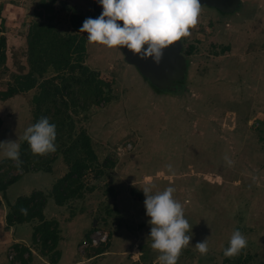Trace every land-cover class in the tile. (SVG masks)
Wrapping results in <instances>:
<instances>
[{
    "label": "rangeland",
    "instance_id": "obj_1",
    "mask_svg": "<svg viewBox=\"0 0 264 264\" xmlns=\"http://www.w3.org/2000/svg\"><path fill=\"white\" fill-rule=\"evenodd\" d=\"M39 1L0 0V36L5 38L0 45L5 55L0 61V91L29 71L27 31L37 20L33 9ZM214 1L200 0L198 23L165 48L158 64L126 46L89 42L86 32H78L85 48L83 64L110 82V99L92 104V93L77 92L87 106L76 113L70 109L74 130L57 136L68 145L70 137L85 129L98 168L105 159L111 165L102 166L97 177L88 170L82 195L60 207L63 217H74L70 231L76 228L71 244L77 258L72 264H160L159 250L151 247L148 236L145 185L153 192L173 185L174 198L183 206L191 239L177 264H264V0H233L226 11ZM60 2L54 3L53 23L66 34L69 13ZM88 6L87 12L96 16L102 11L97 0ZM52 74L48 68L43 76ZM38 91L34 86L0 98V141L19 144L33 124L32 97ZM71 151V160L82 155L78 149ZM6 161L0 150V180L21 172L3 164ZM51 168L46 178L39 177L42 170L23 172L26 185L15 193L29 185L37 190L40 178L51 185L63 175L67 165L61 154ZM0 196L1 243V232L5 237L9 228L2 215L9 201ZM119 225L128 229L115 238ZM96 226L108 230L110 239L102 246L82 248V239ZM236 228L247 245L227 257L223 249ZM206 238L208 251L201 254L195 244ZM34 245L41 250L40 243ZM18 252L13 247L3 253L11 264H19Z\"/></svg>",
    "mask_w": 264,
    "mask_h": 264
},
{
    "label": "trees",
    "instance_id": "obj_2",
    "mask_svg": "<svg viewBox=\"0 0 264 264\" xmlns=\"http://www.w3.org/2000/svg\"><path fill=\"white\" fill-rule=\"evenodd\" d=\"M55 2L56 0H40L34 6L33 14L37 20L30 23L27 31L29 71L26 74L16 75L14 82L10 83L6 90L0 91V98L5 99L37 86L39 91L32 97L33 123L39 118L47 116L50 122L56 124V150L45 154H35L31 151L28 142L22 138L19 142L22 163L18 165L9 158L3 162V164H9L10 167L19 168L21 172L0 180V191L2 197L6 199V188L17 181L23 172L41 170L50 172L52 170L51 163L57 158V155L61 154L67 165V171L52 183L50 190L44 192L37 189L28 195L17 196L13 203H7L8 210L4 216L6 227L33 219L39 221L33 227L32 241L40 243L43 254L47 255L48 252H52L48 256L50 263H55L59 257V251L56 250L59 230L57 221L47 220L43 214L47 198L51 197L57 205H62L71 197L82 195L81 190L84 186L82 179L86 172L94 170V177H97L102 173V166L111 165L108 163V159H105L98 168L97 155L85 129L80 128L76 135L70 137L68 145L57 136L64 130L72 132L75 124L71 111L76 113L77 108L84 109L87 106L85 99L82 102L79 101L77 92L80 94L85 91L92 93L93 99L90 103L99 104L101 101L110 99V82L99 77L94 70L83 64L85 48L83 38H78V32H80L85 18L96 17V15L76 9L61 1L62 9L69 13L70 25V31L62 34L53 23ZM0 45L2 47L5 45L4 36H0ZM71 56H75L72 61ZM4 57V53H1L0 61ZM48 68L53 71V74L44 77L43 74ZM70 109L72 110L70 111ZM74 149L80 150L82 155L71 160V150ZM88 188L92 189V187ZM22 208H26L27 212H22ZM1 234L4 238V231ZM13 247L19 250L20 264H28L30 250L19 244H13ZM23 251L29 254L28 258L22 256Z\"/></svg>",
    "mask_w": 264,
    "mask_h": 264
},
{
    "label": "clouds",
    "instance_id": "obj_3",
    "mask_svg": "<svg viewBox=\"0 0 264 264\" xmlns=\"http://www.w3.org/2000/svg\"><path fill=\"white\" fill-rule=\"evenodd\" d=\"M102 11L96 17L83 20L80 31L87 33L89 42L109 48L126 46L141 58H151L159 63L167 46L189 34L190 28L198 23L200 0H97ZM122 21V23H120ZM35 154L56 150V124L47 116L29 125L23 135ZM4 156L18 165L20 145L15 140L0 141ZM224 159L231 164V159ZM169 169L172 168L168 164ZM145 194L144 206L151 224L149 237L151 247L159 250L160 264H177L183 247L190 243L187 234L190 225L180 201L174 198L175 187L152 191L150 185L142 187ZM26 213L27 209L22 208ZM247 245V239L239 228L232 231L228 245L223 249L227 257L238 254ZM201 254L208 251L207 238L195 244Z\"/></svg>",
    "mask_w": 264,
    "mask_h": 264
},
{
    "label": "crops",
    "instance_id": "obj_4",
    "mask_svg": "<svg viewBox=\"0 0 264 264\" xmlns=\"http://www.w3.org/2000/svg\"><path fill=\"white\" fill-rule=\"evenodd\" d=\"M61 1H65L67 4L75 7L76 9H81L83 11H87V8L89 7L88 5L90 2V0H61ZM48 173L50 172L43 171L39 177L46 178L47 177L46 175ZM60 176L61 175H59L58 177ZM25 178L27 177L22 176L19 181L14 182L11 185H9L6 188V193H5L6 199L3 198L2 201H4L5 203L6 201L13 203L17 196L30 194L33 191V189H35L33 186H30V185L28 188H25V190H20L18 193H15L16 191H14L15 188L26 185L24 184ZM37 184L38 186L36 187V189H40V190H46V189L50 190L51 185H52V184L51 185L43 184L41 178L37 182ZM44 192H47V191H44ZM0 194L2 195L1 191H0ZM2 206L3 205H1L0 209L2 208ZM60 207L61 205H57L51 197H48L46 200L45 206L43 208V214L45 218L47 220H56L58 223L59 231H58V240L56 244V250L59 251V257L55 263H50L48 255L43 254L39 248L37 247L35 248V245L32 242L33 227L34 225L38 224L39 221L37 219H33L28 222L15 223L9 226V228L6 231L7 233L4 237L5 241L0 243V264H11L7 258L6 253H3V252L4 250L8 251L10 249H13L12 247L13 244H19L20 246L22 245L26 246L27 249L30 250L31 260L28 261V264H72L73 263L72 260H74L73 259L74 256L77 258V255L75 254L72 248V244H71L72 237L76 235V228H75V232L70 231L71 229L73 230L74 228V217L71 216L67 219L63 217ZM2 215H5L4 212ZM127 227L128 226L126 225L116 226V229L118 230L115 235V238L117 237L121 238L120 236H122L123 233L127 231L126 230ZM127 233H130V232L128 231ZM109 252L112 253L113 251H109Z\"/></svg>",
    "mask_w": 264,
    "mask_h": 264
},
{
    "label": "built area",
    "instance_id": "obj_5",
    "mask_svg": "<svg viewBox=\"0 0 264 264\" xmlns=\"http://www.w3.org/2000/svg\"><path fill=\"white\" fill-rule=\"evenodd\" d=\"M109 238L108 230L103 227L96 226L82 239L81 247H98L106 244ZM10 258H12L11 255Z\"/></svg>",
    "mask_w": 264,
    "mask_h": 264
},
{
    "label": "water",
    "instance_id": "obj_6",
    "mask_svg": "<svg viewBox=\"0 0 264 264\" xmlns=\"http://www.w3.org/2000/svg\"><path fill=\"white\" fill-rule=\"evenodd\" d=\"M215 4H217L218 9H230L232 7V2H234L233 0H215L214 1ZM236 2V1H235Z\"/></svg>",
    "mask_w": 264,
    "mask_h": 264
}]
</instances>
